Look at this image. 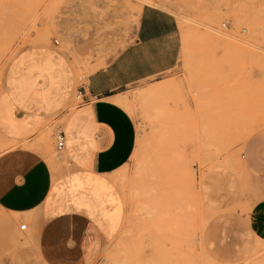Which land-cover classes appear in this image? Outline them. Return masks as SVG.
Wrapping results in <instances>:
<instances>
[{"label": "rangeland", "instance_id": "374dc122", "mask_svg": "<svg viewBox=\"0 0 264 264\" xmlns=\"http://www.w3.org/2000/svg\"><path fill=\"white\" fill-rule=\"evenodd\" d=\"M146 5L176 19L178 63L116 98L136 131L125 166L107 178L66 174L54 134L78 105L75 89L132 42ZM55 52L74 69L75 89L34 142L54 193L74 195L93 222L105 215L83 192L109 214L111 239L93 264H264V241L249 227L264 184L241 148L264 124V0H0V155L34 147L2 124L12 130L13 103L48 107L43 86L56 85L63 62ZM0 215L11 219L0 224V264H43L29 220Z\"/></svg>", "mask_w": 264, "mask_h": 264}, {"label": "crops", "instance_id": "0c3cea01", "mask_svg": "<svg viewBox=\"0 0 264 264\" xmlns=\"http://www.w3.org/2000/svg\"><path fill=\"white\" fill-rule=\"evenodd\" d=\"M180 50L174 16L146 5L140 11L132 42L105 66L90 72L76 89L74 69L66 57L55 52L63 62L57 69L56 85L43 86L49 90L48 107L41 108L28 99L22 106L13 103L10 109L14 125L10 131L2 124L3 134L33 143L45 122L63 112L74 89L81 90L84 103L64 114L65 148L55 151L59 158L66 155L72 166L66 167V174L83 172L107 178L127 164L136 145L133 121L114 100L128 87L171 71L178 63ZM254 128L241 147L242 158L250 176L264 184V124ZM35 143L33 148L19 147L0 155V210L16 219L29 220L43 264H93L103 240L111 239L109 214L98 196L83 192L105 215V220L93 222L83 215L84 205L74 195L54 193L51 169ZM10 220L0 215L1 225ZM249 227L264 241V199L252 207Z\"/></svg>", "mask_w": 264, "mask_h": 264}, {"label": "built area", "instance_id": "2783aa9c", "mask_svg": "<svg viewBox=\"0 0 264 264\" xmlns=\"http://www.w3.org/2000/svg\"><path fill=\"white\" fill-rule=\"evenodd\" d=\"M225 25L226 24H223V27H225ZM55 43H57V41H55ZM79 81H81V80H79ZM75 100L78 101V105L84 103L81 90H77L76 91ZM65 142H66V139H65V134H64L63 130L62 129H58L56 131V133L54 134L55 150L57 152L63 151L64 148H65ZM26 229H27V225L26 224H22L20 226V230L21 231H25Z\"/></svg>", "mask_w": 264, "mask_h": 264}, {"label": "bare ground", "instance_id": "6f19581e", "mask_svg": "<svg viewBox=\"0 0 264 264\" xmlns=\"http://www.w3.org/2000/svg\"><path fill=\"white\" fill-rule=\"evenodd\" d=\"M193 23H195V22H193ZM224 28L227 29L226 25H225ZM244 31H245V30H244ZM114 103L117 104V105H119L120 102H119L117 99H115V100H114ZM20 226H21V225H20Z\"/></svg>", "mask_w": 264, "mask_h": 264}]
</instances>
